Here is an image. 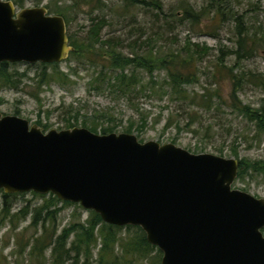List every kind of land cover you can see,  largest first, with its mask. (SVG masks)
<instances>
[{"label":"water","instance_id":"obj_1","mask_svg":"<svg viewBox=\"0 0 264 264\" xmlns=\"http://www.w3.org/2000/svg\"><path fill=\"white\" fill-rule=\"evenodd\" d=\"M70 46L62 16L0 0V63L52 64ZM239 161L132 133L44 131L0 113V190L52 194L113 226H136L160 264H264V198L234 189Z\"/></svg>","mask_w":264,"mask_h":264},{"label":"rangeland","instance_id":"obj_2","mask_svg":"<svg viewBox=\"0 0 264 264\" xmlns=\"http://www.w3.org/2000/svg\"><path fill=\"white\" fill-rule=\"evenodd\" d=\"M79 0H39L37 2L26 0L22 7L45 6L50 14L57 13L58 10L69 9V16L72 18L70 26L67 28L68 34L82 39L91 25L93 19L104 18L107 25L100 33L104 41L108 38H117L122 42L120 51L128 55L133 46L130 41L139 38L136 52L156 47V50L171 51L178 50L186 38L192 42L209 47L211 51L204 57L201 63V78L196 90H201L206 82H210L209 74L212 67L217 63L216 59L220 55L219 48H231L235 42V33L232 23H227L215 32L216 37L210 31H201L190 25H180L174 22L166 24V18L162 15L154 17L155 13L142 5L131 6L127 12H123L124 4L120 0H104L101 9H94V2L91 5H79ZM147 1V0H146ZM150 1V0H148ZM163 10L179 11L182 4H190L199 9L207 0H160ZM183 2V3H182ZM227 5L229 3L239 14L246 19L247 27L264 25V0H222ZM77 6V7H76ZM17 6V9L22 8ZM76 7V8H75ZM75 8V9H74ZM207 30V29H206ZM150 40V43H147ZM131 41V42H132ZM171 48V49H170ZM99 51H93L85 55H70L66 60L57 63L55 67L69 75L68 84L62 86L60 82L50 84H40L39 75L42 71L40 63H9L7 72L11 78L3 80L0 76V113L3 115H14L24 118L30 124L41 122L48 126V130L68 129V125L86 128L90 130L96 127L97 134H102V129L111 128V133H125L131 128V133L136 135L139 141H157L159 143H173L193 154L211 153L225 158H235L239 162L250 164H264V133L258 135L253 124L246 121L237 111L230 109L229 103H217L213 108H220L219 111L205 112L200 110L197 126L199 131L193 135L184 130L178 131L175 127L164 129L167 113L172 110L173 105L166 108L167 103L147 99L139 96L134 104H138L139 111H151L147 123L141 121V117L133 109L127 107V102L119 100L117 94L106 89L105 84H90L92 76L100 70ZM97 63V65H94ZM234 56L226 59L228 67L234 65ZM53 66H47V72L53 71ZM240 71H253L264 75V46L258 49L255 55L239 63ZM226 71L224 70L223 74ZM144 76H146L144 74ZM220 94L228 101L231 91V83L227 79L219 81L213 79ZM212 82V81H211ZM213 83V82H212ZM238 93L243 104L251 108H258L263 97L258 87L242 83ZM160 112H162L159 117ZM145 113V112H144ZM86 125L83 126V122ZM73 128V127H72ZM47 130V131H48ZM91 131V130H90ZM110 133V132H108ZM175 140V142H173ZM236 156H235V154ZM260 168V167H259ZM233 188L248 192L258 197H264V169L262 171L248 170L242 173L241 177L235 180ZM0 193V212L1 199ZM47 200V197H46ZM43 198L33 195L31 192L11 198V212L15 213L22 207H29L32 212L34 207L42 205ZM60 212L57 217V234L63 228L75 223H84L90 218V212L81 208L78 204L57 205ZM30 215L25 221L6 224L0 231V252L7 258L9 264H41L37 261H29L25 256L17 260L13 256L17 249V243L24 244L35 232H41V223L38 228L29 227ZM125 230L119 234L124 238ZM99 246H97V249ZM97 249L92 252L93 259L96 258ZM45 256L49 258V252ZM161 252L154 251L152 255L144 261L145 264L156 262V258L161 259ZM70 264V263H67Z\"/></svg>","mask_w":264,"mask_h":264},{"label":"trees","instance_id":"obj_3","mask_svg":"<svg viewBox=\"0 0 264 264\" xmlns=\"http://www.w3.org/2000/svg\"><path fill=\"white\" fill-rule=\"evenodd\" d=\"M25 1L13 0V3L15 6L22 7ZM28 1L37 2L39 0ZM102 1L104 0H79L77 6H88L94 2L92 10L101 9ZM120 1L124 4L123 12H127L131 6L142 5L154 11V17L157 21H159L158 17L162 15L166 18V24L171 25L175 21L180 25L187 24L201 31H210L213 37H216L215 32L222 26L232 23L235 42L231 48L226 49L224 46L219 48L220 55L216 59L217 63L212 67L211 74L208 75L213 83L211 81L206 82L201 90H196L195 86L199 84L202 75L201 63L211 51L205 44L200 45L186 38L178 50L160 51L152 46L147 50L136 52V46L140 42L137 38L131 40L132 42L130 41L133 48L128 55H125L120 51L122 46L120 39L108 38L104 41L101 39L100 33L103 27L107 25V21L104 18L93 19L86 36L82 39L68 34L69 44L74 48L70 55H85L95 50L102 52L100 55L95 53V56L101 58L102 63L100 70L96 72L97 75L92 76L91 85L97 82L100 85L105 84L106 89L114 91L119 100L127 102V107L129 108L130 105V108L140 115L143 123H147V118L152 112L139 111L138 104H134L139 96H144L152 101H165L167 103L166 108L170 104L173 105L174 108L164 118V129L173 126L178 131L184 130L197 135L200 110L205 112L219 111L220 108H213L218 101L219 104L228 102L230 109L237 111L246 121L254 125L258 135L264 133V75L250 70L246 72L239 70V63L242 60L252 58L257 50L264 46V25H259L255 30L253 26L247 27L244 16L239 14V11L229 3L225 5L222 0H207L199 9L188 3L181 4L179 11L174 12L171 9L167 13L164 12L160 0ZM69 9L58 10L55 13L64 18L67 28L72 21L69 16ZM147 43H150V40ZM231 55L234 56L235 63L228 67L226 59ZM8 64L0 63V76L7 81L11 78L6 70ZM50 65L54 68L48 73L47 66ZM40 66L42 67L39 75L40 84L48 85L51 82H60L62 86L68 84L69 75L58 71L55 68L57 63H40ZM224 70L226 71L225 74H223ZM213 79L230 81L231 91L228 101L222 93L220 94V90L216 87V82ZM242 83H249V85L261 90L263 97L258 108H251L239 99L238 93ZM161 114L162 112H160L159 117ZM36 124L44 131L48 130V126L40 121ZM82 125L85 126L86 122L84 121ZM72 127L74 125L69 124L67 128ZM131 128V126L127 128L125 133H131ZM90 130L94 133L97 132L96 127ZM108 132L111 133L112 129H102V134H108ZM251 169L262 171L264 164L239 162L238 178L241 177L242 173H247ZM0 193L2 194L0 231L4 225L11 224L15 220L17 222L25 221L28 215H30L31 221L29 227L38 228L39 223H41L39 234L33 233L24 244L16 242L17 249L13 253L16 260L26 256L29 261H37L41 264H145L144 261L154 251L159 252L156 247L147 242L145 234L139 227L106 224L98 214L92 211H89L90 218L84 223L71 224L57 234L56 221L61 211L57 205L60 202L72 204L71 202L61 201L52 194L41 195L31 192L33 195L43 198V204L34 207L32 212H29L30 206L27 207L26 205L21 210L12 213L11 198L23 193L5 194L1 190ZM122 230H125L124 238L119 236ZM97 246H99L98 249ZM95 248L97 254L96 258L93 259L92 252ZM46 252H49V258L45 256ZM0 264H9L2 252H0ZM154 264H160L159 257L156 258Z\"/></svg>","mask_w":264,"mask_h":264},{"label":"flooded vegetation","instance_id":"obj_4","mask_svg":"<svg viewBox=\"0 0 264 264\" xmlns=\"http://www.w3.org/2000/svg\"><path fill=\"white\" fill-rule=\"evenodd\" d=\"M238 170H239V168H238ZM238 176V175H237ZM235 189V188H234ZM238 190V189H237ZM240 191H242V190H240ZM243 192H245V191H243ZM246 193H248V192H246ZM248 194H250V193H248ZM250 195H252V194H250ZM252 196H254L255 198H264V197H258V196H255V195H252ZM261 233H262V235L264 236V227L261 229Z\"/></svg>","mask_w":264,"mask_h":264}]
</instances>
